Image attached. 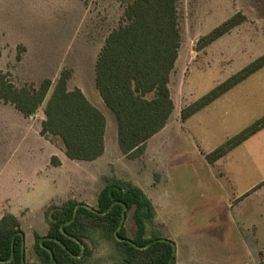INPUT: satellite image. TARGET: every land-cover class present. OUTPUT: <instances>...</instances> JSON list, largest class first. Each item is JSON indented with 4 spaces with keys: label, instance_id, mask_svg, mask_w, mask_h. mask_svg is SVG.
<instances>
[{
    "label": "rangeland",
    "instance_id": "374dc122",
    "mask_svg": "<svg viewBox=\"0 0 264 264\" xmlns=\"http://www.w3.org/2000/svg\"><path fill=\"white\" fill-rule=\"evenodd\" d=\"M242 12L247 20L212 45L198 40ZM182 46L171 74L175 111L141 158L114 140L117 122L101 99L95 65L109 34L127 23L117 0H0V70L21 87L54 82L63 68L70 88L83 86L109 120V148L100 160H69L61 140L41 134L45 104L33 117L0 101V219L16 215L28 260L34 234L45 236L46 209L69 199L95 207L106 179L141 187L156 209L157 229L172 241L177 264H261L264 261V129L215 163L208 156L264 117V68L190 119L181 110L264 54V0H179ZM111 141V142H110ZM58 156L62 164L51 163ZM133 235L132 214L127 221ZM88 264H109L102 241Z\"/></svg>",
    "mask_w": 264,
    "mask_h": 264
},
{
    "label": "trees",
    "instance_id": "16d2710c",
    "mask_svg": "<svg viewBox=\"0 0 264 264\" xmlns=\"http://www.w3.org/2000/svg\"><path fill=\"white\" fill-rule=\"evenodd\" d=\"M117 1L124 8L127 23L107 37L95 65V83L115 115L120 150L129 158H141L149 141L167 126L175 111L170 82L182 46L179 0ZM246 20L244 13L237 12L201 37L197 50L212 45ZM2 56L0 42V60ZM262 68L264 54L183 108L182 121ZM72 76L70 68H63L56 82L45 79L39 87L32 83L19 87L10 73L0 70V101L12 104L25 117L35 116L45 104L41 134L61 140L70 160L95 161L105 152L107 118L81 88H70ZM262 129L264 117L211 152L209 161L222 159ZM51 162L61 164L57 156ZM130 214L133 235L127 227ZM45 216L47 234H34L35 262L28 260L19 218L9 212L2 216L0 264H49L53 257L54 264H88L102 241L112 247L109 264H170L176 253L175 244L157 229L148 232L156 218L151 199L141 187L117 176L106 179L97 206L69 199L62 206L50 205Z\"/></svg>",
    "mask_w": 264,
    "mask_h": 264
},
{
    "label": "crops",
    "instance_id": "0c3cea01",
    "mask_svg": "<svg viewBox=\"0 0 264 264\" xmlns=\"http://www.w3.org/2000/svg\"><path fill=\"white\" fill-rule=\"evenodd\" d=\"M79 88H81L82 90H83V92L86 94V96L89 98L90 96L88 95L89 93L85 90V88L83 87V86H80ZM98 90V89H97ZM102 99V98H101ZM89 100L91 101V98H89ZM92 102V101H91ZM93 103V102H92ZM94 104V103H93ZM98 107V106H97ZM99 108V107H98ZM100 109V108H99ZM18 111V110H17ZM22 114V113H21ZM105 114V113H104ZM23 115V114H22ZM24 116V115H23ZM105 116H106V114H105ZM115 116V115H114ZM106 118H107V116H106ZM116 119V118H115ZM109 120H108V118H107V132H106V148H105V152H104V155L102 156V157H104L105 156V154L107 153V151H108V148H109ZM117 122V121H116ZM158 135V134H157ZM115 137V141L117 142V145H118V128H117V130H116V133H115V135L112 137V139ZM155 137V136H154ZM153 137V138H154ZM152 138V139H153ZM151 139V140H152ZM150 140V141H151ZM111 142V141H110ZM119 146V145H118ZM64 149V148H63ZM65 153V152H64ZM66 155V154H65ZM54 156H56V155H54ZM53 157V156H52ZM52 157H51V159H52ZM58 157V156H57ZM101 157V158H102ZM59 158V157H58ZM68 158V157H67ZM101 158H99L98 160H100ZM60 159V158H59ZM70 160V159H69ZM98 160H95V161H89V163H93V162H96V161H98ZM60 161H61V159H60ZM63 161V160H62ZM62 161H61V164H62ZM72 161V160H71ZM52 163V162H51ZM60 164V165H61ZM59 165V166H60ZM5 214V213H4ZM3 214V215H4Z\"/></svg>",
    "mask_w": 264,
    "mask_h": 264
},
{
    "label": "water",
    "instance_id": "95a60500",
    "mask_svg": "<svg viewBox=\"0 0 264 264\" xmlns=\"http://www.w3.org/2000/svg\"><path fill=\"white\" fill-rule=\"evenodd\" d=\"M123 217L125 218L126 217V210L124 211V213H123ZM25 261V260H24ZM54 257H53V259H52V261L49 263V264H54ZM170 264H176V253H175V255L173 256V258L171 259V262H170Z\"/></svg>",
    "mask_w": 264,
    "mask_h": 264
}]
</instances>
